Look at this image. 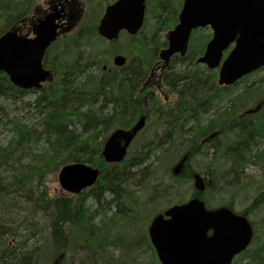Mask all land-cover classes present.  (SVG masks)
Wrapping results in <instances>:
<instances>
[{"label":"trees","instance_id":"1","mask_svg":"<svg viewBox=\"0 0 264 264\" xmlns=\"http://www.w3.org/2000/svg\"><path fill=\"white\" fill-rule=\"evenodd\" d=\"M32 1L0 0V37ZM109 3L90 0L96 9L89 27L76 35L93 42L101 9ZM181 4L146 0L144 26L135 36L124 34L122 53L129 64L119 72H89L96 55L70 46L49 58L57 68L54 79L38 91L17 89L0 73V129L11 132L0 145V264H136L130 258L136 247L150 251L148 264H158L145 229L133 241L126 240L127 231L137 230L141 215L155 216L192 198L193 174L204 181L198 198L206 207L217 202L211 208L227 207L255 226L236 264H264V74L220 107L230 91L217 86L215 71L195 64L208 37L193 33L187 54L174 57L164 75L171 105L141 90L145 67L161 42L156 37L176 25ZM28 94L35 95L24 103L35 118L31 123L5 106ZM140 115L146 125L130 155L120 164H103L106 137ZM197 156L204 160L200 167ZM74 163L98 169L96 183L77 196L51 197L45 174ZM248 168L255 170L251 177ZM86 200L96 209L86 207Z\"/></svg>","mask_w":264,"mask_h":264},{"label":"water","instance_id":"2","mask_svg":"<svg viewBox=\"0 0 264 264\" xmlns=\"http://www.w3.org/2000/svg\"><path fill=\"white\" fill-rule=\"evenodd\" d=\"M145 0H117L106 7L97 32L106 40L118 38L121 31L133 36L143 23ZM59 12L54 10L33 28V38L11 30L0 37V73L21 90L41 89L50 80L42 67L45 51L57 38ZM209 27L212 37L196 64L218 71L219 86H231L243 77L264 68V0H183L178 24L168 32L167 48L159 54L164 66L176 55L183 57L191 32ZM234 43L222 60V52ZM126 59H114L117 67ZM258 109V107H257ZM256 109V110H257ZM145 118L128 130L116 129L102 146L101 158L107 164H119ZM182 160L173 169L178 175ZM99 171L82 163L62 167L57 174L61 190L77 195L92 187ZM194 197L156 215L148 226V237L160 264H231L244 252L253 238V230L244 216L226 207L207 209L198 198L205 185L199 174L192 175Z\"/></svg>","mask_w":264,"mask_h":264},{"label":"flooded vegetation","instance_id":"3","mask_svg":"<svg viewBox=\"0 0 264 264\" xmlns=\"http://www.w3.org/2000/svg\"><path fill=\"white\" fill-rule=\"evenodd\" d=\"M34 1L35 0H33L30 3L29 10L26 9L21 14L20 19L17 22L18 24L15 26V28L18 30V33L22 37L32 38L33 28L38 22L43 20L48 14L52 13L54 10L56 11V13L59 12V19L56 22L57 25L59 26L58 36L56 40L48 47V49L46 50L45 56H44V62H45L44 65L48 66L46 70H49L51 74H55V70H56V64L53 62L52 63L48 62L49 53L53 48L56 50L54 51L51 58H54V55L59 50L70 48V46L76 50L78 49V50H83V51L94 53L96 55L95 57H97L96 60L98 61L93 60L94 62H90L86 68L89 72H94V74L99 73V72L106 73V74L119 72L124 66L123 67L115 66L114 59L118 56H124L126 58L125 65L129 64V58L122 53L123 51L120 52L118 50V45L119 44L121 45V43H118V39L116 41H107L97 35L93 42H89L87 41L86 37L76 35L78 32L82 30L85 31L86 28L89 27V24H90L89 10L91 7L90 0H46L40 6H34ZM180 10L181 8L179 9L177 15L179 14ZM145 13H146V7L144 11V19H143L142 26H144L145 24V18H146ZM98 23H99V20L95 26L96 34H97ZM85 25H88V26H85ZM175 26L176 25H174V27L171 30H173ZM169 31L162 34L161 36L156 37L161 42L159 43V46L156 48L155 54H153L150 57V60L147 63L148 64L147 67H145L146 70L144 73H146V78H145L144 83L141 85L142 91L147 90V87L150 84L155 86L156 90L155 89H152L151 91L147 90L146 93L151 94L152 97H156L159 100H161L160 97L163 96V99L167 101V105H171V102L173 101V98H174V96H172L171 93L166 94V92H163V90L166 91L164 87V84H165L164 75L165 73L169 72L170 68H169V65L164 67L163 62L159 57V54L162 50H165L167 48L166 34H168ZM124 33L125 32H122L120 33V35ZM193 33L203 34L206 37H208L206 43L204 44L203 52L197 57L198 59L203 55L205 46L212 37V30L209 27H206V28L196 29L192 31L191 35ZM144 38H143L144 40H149L151 37L147 36ZM111 47L114 48V50H112ZM233 48H234V43H231L222 52V59H225L229 55V53L233 50ZM188 49H189V45H188ZM118 52H120L121 54ZM176 57L182 58L180 56H176ZM215 71L217 73L215 83L217 84L218 69H216ZM242 81L243 79L239 80L236 84L232 86L221 87V88H224L226 89L225 91L229 92L231 87L237 84H240ZM132 126L133 125H130L127 129L131 128Z\"/></svg>","mask_w":264,"mask_h":264},{"label":"rangeland","instance_id":"4","mask_svg":"<svg viewBox=\"0 0 264 264\" xmlns=\"http://www.w3.org/2000/svg\"><path fill=\"white\" fill-rule=\"evenodd\" d=\"M46 0H35L34 1V6H40L41 4H43ZM112 2V0H111ZM106 5L107 4H104V8H106ZM103 8V9H104ZM96 9V5L95 4H92L91 7H90V10H89V13H90V16L92 14V11ZM103 9H101V14L103 13ZM95 14V13H94ZM93 14V15H94ZM93 18V16H92ZM123 38L124 36H121L119 39V43H121V45L123 46ZM120 44L118 45V50L121 52V51H124L123 47L121 46ZM112 50H114V48L111 47ZM56 49H52L49 53V58L52 57L54 51ZM58 50V49H57ZM118 52V53H120ZM121 54V53H120ZM264 74V69L260 70V71H257L251 75H249L248 77H246V79H244L240 84H237L233 87H231L230 89V92H229V95H228V98L221 102L220 104V107L224 108L225 106H227L229 104V100L232 99L233 97H235L239 92H241L243 89H245L246 87L248 86H251L253 82L259 80V78ZM153 81V80H152ZM152 89H155V86H153L152 84H150L148 87H147V90L148 91H151ZM147 90H144V93L147 92ZM163 90V89H162ZM163 92H165L163 90ZM147 94V93H146ZM35 97V95H31V94H28L26 95L23 99H22V102H18L16 104H10V103H5V106H6V111L8 112V114H10L11 116H16L17 118H26V119H19V120H22V121H27L29 120V123L35 121V118L33 116H31L28 111H27V108L26 106L24 105L25 102L27 101H32L33 98ZM162 103L165 104V106L167 105V101L163 99V96L160 97ZM169 100V99H168ZM226 103V104H224ZM11 136V132L9 129H0V145H4L5 141L8 140V138ZM137 140V139H136ZM132 145H135V142L134 144ZM128 157V156H127ZM126 157V158H127ZM196 162H194V164L196 166H199L200 165L202 166L204 164V160L201 159L200 156H197L196 158ZM198 162V163H197ZM255 170L251 169V168H248L246 170V174L248 175V177H251L253 176L255 173ZM57 174H58V171H55V172H49V173H46L45 176H44V185L48 191V194L53 197V196H67V197H71V195H67L66 193H64L61 188L59 187L58 185V181H57ZM74 196H77V195H74ZM215 205H217V202H210L209 204H207V208H211V207H214ZM85 206L88 207L90 210H95L96 209V206L90 201V200H86L85 201ZM163 209H166V207H164ZM241 208H235V210L238 212L240 211ZM152 214L149 213L148 215L146 214H143L140 216V219L139 221L137 222V227L135 230L132 229V230H129L127 231V237H126V240L127 241H133L132 239H136L137 234L136 232L139 230H144L146 231L147 233V227H148V223L149 221L151 220V216ZM99 220V219H97ZM96 220V221H97ZM253 229L255 230V226H253ZM148 236V235H147ZM45 235H40L39 238L42 239V240H45ZM34 241L35 239H32L30 240L29 244H34ZM39 243V241H38ZM141 248L142 247H136L132 253L130 254V258L131 259H136L135 263L136 264H148L149 260L151 259V253L150 251H144V252H141ZM120 252L118 250H115L113 252L114 256L116 258L119 259L120 257ZM238 257H236L234 259V261L232 262V264H236L238 262V260H236ZM157 260V259H156ZM158 262V261H157ZM241 263V262H240ZM75 264V263H73ZM159 264V263H158Z\"/></svg>","mask_w":264,"mask_h":264},{"label":"bare ground","instance_id":"5","mask_svg":"<svg viewBox=\"0 0 264 264\" xmlns=\"http://www.w3.org/2000/svg\"><path fill=\"white\" fill-rule=\"evenodd\" d=\"M42 67H43V69H44L45 71L48 72V74H49V78H50V80H51V82H52L53 79H54V75H55V74H51L49 70H46V68H48V66H45L44 63L42 64ZM56 69H57V68H56ZM144 96L146 97V93H145ZM133 142H134V140L132 141V144H134ZM129 155H130V152H129V150H127L126 155H125V157H124V160H125L126 157L129 156ZM100 159H101V161H102L103 164H105V165H109V164H107V163H105V162L103 161V159L101 158V155H100ZM90 167H91V166H90ZM91 168H92V169H96V168H93V167H91ZM192 185H193V181H192Z\"/></svg>","mask_w":264,"mask_h":264}]
</instances>
